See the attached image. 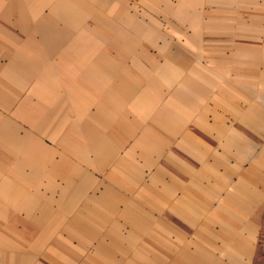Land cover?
Returning a JSON list of instances; mask_svg holds the SVG:
<instances>
[{"label":"crops","instance_id":"1","mask_svg":"<svg viewBox=\"0 0 264 264\" xmlns=\"http://www.w3.org/2000/svg\"><path fill=\"white\" fill-rule=\"evenodd\" d=\"M172 1L0 0V264H108L140 211L165 264H264V32L170 61L129 6Z\"/></svg>","mask_w":264,"mask_h":264},{"label":"rangeland","instance_id":"2","mask_svg":"<svg viewBox=\"0 0 264 264\" xmlns=\"http://www.w3.org/2000/svg\"><path fill=\"white\" fill-rule=\"evenodd\" d=\"M175 1H172L169 8L156 5L154 11L152 5L129 6L134 9L139 8L136 13L142 19L141 22L146 21L151 24L157 34H160L156 37L155 47L161 49L163 47L159 44L165 43L166 45L162 46H166L163 49L168 51L165 53L170 57V61H175L173 57H177L182 50L191 51L187 54L195 55L193 52L195 45L201 44L205 36L209 39H227L229 30L235 32L249 30L255 35L264 32V0H203L198 5L196 0H189L193 2L186 6L177 5ZM125 7L128 6L125 5ZM181 8H183L181 15H188L187 19L179 16ZM165 10L166 13H164ZM160 59L164 61V58L160 57ZM174 80L176 78L173 77ZM175 88L176 85L173 87V92ZM149 191L147 187L140 190L144 194H148ZM141 205L147 209V205L143 202ZM125 215L131 220L130 225L124 227V233H131L133 228L134 242L123 243L119 238H115L114 234L111 235L115 230H109L108 234L114 237L115 242L102 246L106 250L108 264H165L163 212L151 214L140 211ZM97 246L91 245V250L96 251ZM177 255L179 256V253L172 257L173 264L178 262ZM85 264L95 263L86 262Z\"/></svg>","mask_w":264,"mask_h":264}]
</instances>
